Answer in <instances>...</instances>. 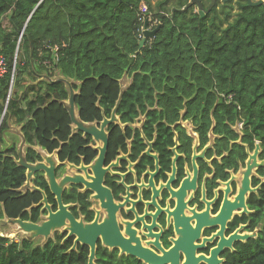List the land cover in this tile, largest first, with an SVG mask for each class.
Segmentation results:
<instances>
[{
	"label": "trees",
	"instance_id": "trees-1",
	"mask_svg": "<svg viewBox=\"0 0 264 264\" xmlns=\"http://www.w3.org/2000/svg\"><path fill=\"white\" fill-rule=\"evenodd\" d=\"M190 1L0 0V54L6 60L0 76L1 223L43 220V194L25 189L27 170L18 163V147L6 141L12 122L20 126L30 163L42 160L35 146L57 151L61 162L74 164L91 163L99 153L92 136L73 131L65 80L72 83L84 122L111 117L120 101V122L108 127V163L129 153L142 175L148 167L155 168L154 158L144 153L146 140L152 141L160 162L158 180L166 181L178 140L182 156L177 169L182 178L186 163L191 166L194 144L183 121L193 123L199 151L212 140L210 133L215 135L206 151L208 159L216 156L212 167L198 159L200 183L207 173L213 174L206 180L208 194L218 180L230 178V170L245 166L247 148L253 151L256 141L264 159V2L252 6L247 0L217 1L201 17L196 4L182 10ZM201 2L207 7L211 0ZM150 17L158 21L155 29L160 28L142 46L144 19ZM126 75L132 80L123 88ZM238 121L244 122L241 132L233 127ZM125 169L126 161L119 170ZM262 177L264 166L253 177V185L261 187L248 198L252 213L235 217L230 228L249 222L248 230L257 229V236L224 252L222 264H264ZM32 182L45 191L56 210L57 200L44 173L36 172ZM106 185L120 186L112 175ZM81 189L72 184L62 197L73 204L77 218L90 222L95 215L92 192ZM66 236L59 230L40 244L37 239L0 235V264H88L90 248L78 244L72 249L74 237ZM95 264L146 263L99 243Z\"/></svg>",
	"mask_w": 264,
	"mask_h": 264
},
{
	"label": "water",
	"instance_id": "water-1",
	"mask_svg": "<svg viewBox=\"0 0 264 264\" xmlns=\"http://www.w3.org/2000/svg\"><path fill=\"white\" fill-rule=\"evenodd\" d=\"M216 1L225 3L229 0H211L208 8H204L200 0H191L182 10H186L194 3L200 8L201 17L209 12ZM249 5L256 6L264 0H247ZM149 19L145 21V37L141 39V45L146 42V38L153 37L159 30H148ZM65 80L64 78H61ZM70 87V97L68 110L73 122L74 131H82L85 135L101 143L97 148L99 153L96 159L87 165L82 162L80 165L68 164L63 166L66 172L61 179L58 177L57 169L61 167L54 159L53 155H44V161L29 163L19 151L18 163L27 169V186H30L32 176L38 171H44L48 179L51 192L55 195L58 207L53 209L44 191L33 186V189L42 192L44 206L42 211H48L46 219L41 222L23 220L21 218L8 219L11 224H17L24 232L29 233L28 238L33 240L37 237H44L46 240L57 230L64 228L67 231V238L74 237L75 248L79 243L90 248L88 264H95L98 244L108 248H118L121 254L138 258L146 264H221L223 251L229 247L234 249V242L247 241L255 237L257 233H242L240 230L246 225H241L234 233L226 235L228 223L235 215V211L240 213H250L248 208V196L256 191L260 186L253 187L254 170L264 166V159L260 160L261 145L256 143L253 152L247 148L248 159L242 171L241 186L238 188L235 197L232 199V182L236 180L235 171H231V177L226 181H218L225 188H218L214 191V199L207 197L206 179L200 183V168L197 160L206 157V151L212 147L207 145L202 152H198V144L194 145L192 156V169H186L182 178L178 175L177 161L180 154L177 147L173 148L174 157L172 171L168 179L158 180L160 174V162L157 153L153 152V143L147 141V155L155 159V169L147 168L143 178L139 179L137 174L133 183L127 182V176L134 173V163L129 161L127 154H122L115 161L107 163V152L110 143V135L107 130L112 123L120 120L117 115V106L113 109L111 117L104 116L101 122L88 123L79 118L76 112L75 90L70 81L65 80ZM121 161H127L126 172L113 170L120 167ZM239 173V172H238ZM112 176L121 177L116 181L119 189H113L106 185V178ZM146 177L148 178L146 181ZM140 180V181H139ZM70 184L82 185L83 190L92 192L91 199L96 202L95 217L93 221L85 222L83 218H77L72 212V204H66L63 193ZM199 190H201L202 201L206 204L204 210L199 211L196 207H190V203ZM143 191L149 193V198L144 197ZM138 197V198H137ZM220 200L219 211L213 215L212 203ZM1 204V203H0ZM171 204H174L172 207ZM186 209L192 212L188 217ZM102 213L105 214L102 217ZM195 221V225L192 224ZM218 227V231L211 237H203L204 229ZM173 232L177 237H172V245L164 247V236ZM147 237L145 245L142 238ZM218 238L209 254L198 252L205 248L207 241H215ZM202 240L201 243L198 241ZM184 255V261L181 258Z\"/></svg>",
	"mask_w": 264,
	"mask_h": 264
},
{
	"label": "flooded vegetation",
	"instance_id": "flooded-vegetation-1",
	"mask_svg": "<svg viewBox=\"0 0 264 264\" xmlns=\"http://www.w3.org/2000/svg\"><path fill=\"white\" fill-rule=\"evenodd\" d=\"M211 3V2H210ZM205 8H208V6L207 7H205ZM198 9L200 10V8L198 7ZM189 133V132H188ZM189 135H190V133H189ZM213 142V141H212ZM172 151H173V149H172ZM177 151H178V148H177ZM193 151H194V144H193ZM245 165H246V163H245ZM243 166H241V168H242ZM240 168V169H241ZM239 169V170H240ZM259 169V168H258ZM257 169V170H258ZM239 170H235V174H236V180H234L233 182H232V192L230 193V196H231V198L233 199L234 197H235V195H236V192L238 191V188L241 186V179H237V172L239 171ZM212 176H213V174H211ZM257 175V174H256ZM255 176V175H254ZM209 178V175H208V177H207V179ZM211 178V177H210ZM148 179V178H147ZM206 179V180H207ZM203 180H204V178H203ZM264 180V178L262 177V181ZM203 182V181H202ZM201 182V183H202ZM258 186H260L261 187V184H258V185H256V186H254L253 185V187H257L258 188ZM259 187V188H260ZM206 188H207V186H206ZM218 188H225V185H218V186H216L213 190H212V193L211 194H208L209 193V191H208V189H207V197H208V199L209 200H213L214 199V196H215V194H214V191L216 190V189H218ZM258 188V189H259ZM258 189L256 190V191H253V192H251V194H253V193H255V192H258ZM199 191H200V193H199ZM197 193H199L200 195H198L197 193H195L196 194V197L190 202V203H188L189 204V206L190 207H196L199 211H202V210H204L205 209V207H206V204L202 201V192H201V190H199ZM148 194L149 193H147V191H143V194L142 195H144V197H146V198H148ZM250 194V195H251ZM249 195V196H250ZM249 196H248V198H249ZM138 198V197H137ZM220 200H214V203H212V207H213V215L215 216V214L219 211V208H220ZM247 203H248V200H247ZM171 206L173 207L174 206V204H171ZM248 208H249V205H248ZM250 209V208H249ZM251 210V209H250ZM186 212V214L188 215V217L189 216H191L192 215V212L190 211V210H188V209H186L185 210ZM241 211V210H240ZM240 211H235V215H234V217L232 218V220L228 223V225H227V229H226V235L228 236L229 234H231V233H234L236 230H238L239 228H240V226L241 225H246V227H244V228H242L241 230H240V232H242V233H244V232H254V233H256L257 232V229L256 230H254V231H249L248 230V226H249V222H241V223H239L238 224V226H236L233 230H231L230 231V228H231V223L233 222V220L235 219V217H237V216H242V215H245V214H251L252 213V210H251V212L250 213H240ZM192 224L193 225H195V221L194 220H192ZM218 227H214V228H210V229H204L203 231H202V236L203 237H211V236H213L214 234H216V232L218 231ZM165 238H164V247H166V248H169L173 243H172V241L170 242L169 240L172 238V237H177L176 236V234L175 233H173V232H170V233H168L166 236H164ZM143 240V244L145 245V242L148 240L147 239V237L145 238H142ZM169 239V240H168ZM199 243H201L202 242V240H199L198 241ZM217 242H218V238H216L215 239V241H212V242H210V241H207L206 242V245H204L205 246V248H203V249H201V250H198V252L200 253V252H202V253H206V254H209L210 253V250H211V248L215 245V244H217ZM238 241H236V242H234V249H235V244L237 243ZM233 249V250H234ZM227 250H232V249H230L229 247H227L224 251H223V253H222V255H221V257L224 259L223 260V262L222 263H224L225 262V258L223 257V254H224V252H226ZM184 261V255L182 256V258H181V262H183ZM221 263V264H222ZM203 264H205V263H203Z\"/></svg>",
	"mask_w": 264,
	"mask_h": 264
},
{
	"label": "clouds",
	"instance_id": "clouds-1",
	"mask_svg": "<svg viewBox=\"0 0 264 264\" xmlns=\"http://www.w3.org/2000/svg\"><path fill=\"white\" fill-rule=\"evenodd\" d=\"M201 1V0H200ZM256 1V0H255ZM217 2V1H216ZM202 3V2H201ZM194 4H196V5H198L197 3H194ZM193 4V5H194ZM203 5V4H202ZM199 7V6H198ZM209 7V6H208ZM205 8V7H204ZM206 9V8H205ZM200 11V10H199ZM147 19H149V24H148V27H147V29L148 30H153V29H155V25L158 23V21L157 20H153L151 17L150 18H147ZM147 19H144V21H146ZM144 25H145V23H144ZM144 25H143V38L145 37V27H144ZM154 37V36H153ZM150 38H152V37H150ZM146 39H148V38H146ZM145 39V40H146ZM2 55V54H1ZM76 93V92H75ZM68 105H69V100H68ZM5 112H6V107H5ZM76 112L78 113V111H77V108H76ZM78 115H79V113H78ZM4 116V115H3ZM119 117V116H118ZM144 116H142V117H140L142 120L144 119L143 118ZM120 120V119H119ZM2 122V121H1ZM120 122V121H119ZM118 122V123H119ZM13 123V122H12ZM89 123V122H88ZM92 123H94V122H92ZM138 123H141V122H138ZM13 124H15V123H13ZM183 125L187 128V130H188V132L190 133V135L194 138V145H196V144H198V147H199V145H200V142H198L199 141V135H198V133L195 131V129H194V125H193V123L192 122H190V121H183ZM236 125V124H235ZM234 125V126H235ZM16 126H18L17 124H16ZM139 126H141V125H139ZM233 126V127H234ZM20 127V126H19ZM109 127V126H108ZM107 130H108V128H107ZM73 131H74V129H73ZM20 132H21V130H20ZM75 132V131H74ZM8 133V135L9 134H11V131L8 129L7 130V132H6V134ZM5 134V135H6ZM21 136H22V138H23V143L21 144V146H20V148H19V150H18V161H19V159H20V157H19V151L20 150H22V154H23V156L25 157L26 156V149H25V151H23V146H24V144L26 145V147L28 146L27 145V143L25 142V140H24V137H23V134H22V132H21V134H20ZM7 139V138H6ZM95 141V140H94ZM213 140H211L207 145H209V144H212V146H213V142H212ZM147 142V141H146ZM152 142V141H151ZM95 147L97 148L99 145H101V143L99 144L98 142H96L95 141ZM97 143H98V145H97ZM153 143V142H152ZM176 143H177V145L179 144L178 143V140H176ZM256 143H259V141H256ZM17 144V143H16ZM260 144V143H259ZM148 145V144H147ZM177 145L175 146V147H177ZM206 145V146H207ZM205 146V147H206ZM40 147V146H39ZM149 147V146H148ZM148 147H147V149H148ZM175 147H173V148H175ZM204 147V148H205ZM41 148V147H40ZM203 148V149H204ZM35 149H37L36 148V146H35ZM43 149V148H42ZM98 149V148H97ZM146 149V150H147ZM203 149L202 150H198V152H202L203 151ZM38 150V149H37ZM43 150H45V149H43ZM145 150V151H146ZM39 151V150H38ZM46 151V150H45ZM99 151V150H98ZM145 151H144V153H145ZM153 151H154V148H153ZM40 152V151H39ZM48 152V151H47ZM178 152V151H177ZM252 152V151H251ZM122 153H124V152H122ZM122 153H120L118 156H120V155H122ZM155 153V152H154ZM179 153V152H178ZM56 154H58V152L57 151H54V152H52V153H44V154H42L41 153V156H42V160H40V161H37V162H34V163H38V162H42V161H44V159H43V156L44 155H49V156H51V155H53V159H54V157H55V155ZM125 154H127L128 155V157L130 158V156H129V153H125ZM180 154V156H182V154L181 153H179ZM117 156V157H118ZM192 156H193V154H192ZM116 157V158H117ZM174 157V156H173ZM59 158V157H58ZM259 158H260V155H259ZM25 159H26V157H25ZM96 159V158H95ZM248 159V158H247ZM60 160V159H59ZM116 159H114L113 161H115ZM155 160V159H154ZM205 160H206V157H205ZM260 160H263V159H260ZM56 161V160H55ZM57 162V161H56ZM93 162V161H92ZM91 162V163H92ZM112 162V161H111ZM110 162V163H111ZM123 162L124 161H121L120 162V167H118V168H114L113 170H115V171H120V172H126L127 171V167H128V164L126 165V169H125V171H122V170H119L121 167H122V165H123ZM133 163H134V161H132ZM197 162H198V160H197ZM30 163V162H29ZM58 164H61L62 166L61 167H58L59 168V170L57 169V171H59L58 172V177H59V179H61V177L66 173L64 170H63V166H68V164H72V163H70V162H68V161H65V162H61V161H59V162H57ZM82 163V162H81ZM80 163V164H81ZM85 163V162H84ZM91 163H85V164H87V165H90ZM108 163V162H107ZM126 163H128L127 161H126ZM137 163V162H136ZM74 164V163H73ZM80 164H76V165H80ZM109 164V163H108ZM135 164V163H134ZM246 166V165H245ZM136 167V166H135ZM178 167V166H177ZM191 167H192V160H191ZM188 168V169H192V168ZM244 167V166H243ZM118 169V170H117ZM151 169V168H150ZM155 169V168H154ZM154 169H151V170H154ZM185 170L187 169L186 168V166H185V168H184ZM27 170V169H26ZM233 170V169H232ZM232 170H230V177H231V171ZM146 171V170H145ZM145 171L143 172V174L145 173ZM235 171V170H234ZM40 172H43L44 173V171H40ZM171 173V172H170ZM169 173V174H170ZM136 174H137V176H138V178L139 179H141V178H143V174L142 175H139L138 174V172H137V170H136V172L134 173V174H130V175H134V177L136 176ZM169 174H168V177H169ZM44 175H45V173H44ZM109 175H111V174H109ZM130 175H128L127 176V182L128 183H133L134 182V178H133V182H131L130 180H129V176ZM34 176H35V174H34ZM34 176H32V179L34 178ZM46 177V176H45ZM254 177V176H253ZM115 178H116V181H120V179H121V177H116L115 176ZM120 178V179H119ZM32 179L30 180V186L28 187L27 186V180H26V182H25V185H24V187H25V189H31L32 191L33 190H35V189H33V186H35L34 185V183L32 182ZM46 179H47V177H46ZM47 181H48V179H47ZM140 181V180H139ZM146 181H147V177H146ZM218 181H224V180H218ZM106 183V182H105ZM72 184H70V185H68L67 186V188L66 189H68L70 186H71ZM218 185H220L219 183H218ZM81 187H82V191H84L83 189V186L82 185H80ZM35 187H37V186H35ZM38 188V187H37ZM40 189V188H39ZM65 189V190H66ZM41 190V189H40ZM45 192V191H44ZM65 192V191H64ZM64 194V193H63ZM47 195V194H46ZM44 197V196H43ZM48 198V197H47ZM56 198V197H55ZM149 198V197H148ZM43 200V199H42ZM92 200V199H91ZM49 201V200H48ZM93 201V200H92ZM50 203V202H49ZM40 204H41V206H42V208H43V206H44V203H42V201L40 202ZM68 204H72V203H68ZM95 204H96V202H95ZM1 205V204H0ZM52 205V204H51ZM97 207H98V205H96ZM53 207V206H52ZM57 207H58V204H57ZM72 207H73V204H72ZM71 207V208H72ZM54 209V208H53ZM91 209H92V207H91ZM43 212V211H42ZM46 212V213H45ZM47 214H48V211H44L43 212V220L44 219H46V216H47ZM94 214H96L95 213V211H94ZM105 214H103L102 213V217L104 216ZM94 217H95V215H94ZM80 218H83L84 219V217H80ZM43 220H41V221H43ZM85 220V219H84ZM40 221V222H41ZM93 221V220H92ZM5 222H7L8 223V219H5ZM58 231V230H57ZM56 232V231H55ZM55 232L53 233V236H54V234H55ZM61 232V231H60ZM63 232H67V231H63ZM245 233H254V232H245ZM257 233V232H256ZM3 236H5V235H3ZM29 236V235H28ZM28 236H26V237H28ZM52 235L49 237V238H51V237H53ZM257 236V235H256ZM255 236V237H256ZM67 237V236H66ZM66 237H65V239H66ZM68 239V238H67ZM74 240H75V238H74ZM80 244V243H79ZM77 247V246H76ZM75 247V248H76ZM106 247V246H105ZM72 249H73V247H72ZM110 249H113V248H110ZM118 249V248H117ZM119 250V249H118ZM119 252H120V250H119ZM121 254V253H120Z\"/></svg>",
	"mask_w": 264,
	"mask_h": 264
},
{
	"label": "rangeland",
	"instance_id": "rangeland-1",
	"mask_svg": "<svg viewBox=\"0 0 264 264\" xmlns=\"http://www.w3.org/2000/svg\"><path fill=\"white\" fill-rule=\"evenodd\" d=\"M158 0H152V3L155 4L157 3ZM198 6V5H197ZM197 11H199L198 8H196ZM131 80H132V77L131 76H124L121 80V84L122 86L124 87H128L131 83ZM20 90V93L23 92L22 88L20 87L19 88ZM136 126H139L141 125V123H136L135 124ZM19 126H16V124H11L10 125V128L9 130L11 131V134L8 135V133L5 135V137L7 138L6 141L7 142H16V146L18 147V150L21 146V144L23 143V138L22 136L20 135V130H18ZM211 134V137H212V140L213 138L215 137V135L212 134V132L210 133ZM100 144V143H99ZM98 145V143H97ZM26 149V145L24 144L23 146V151H25ZM253 152V151H252ZM245 167H242L238 172H237V179H242V171H244ZM257 174V169L254 170V175ZM61 232L65 231L64 228H61L59 229ZM58 230V231H59ZM0 235H5L7 237H10L12 239H15V240H20L22 237H26L29 235V233L27 232H24L20 229V227L17 225V224H11V223H7V222H2L1 223V220H0ZM53 236V234H52ZM37 239V242L40 243V244H44L47 240L44 238V237H37L35 238ZM33 239V240H35ZM49 239V238H48Z\"/></svg>",
	"mask_w": 264,
	"mask_h": 264
},
{
	"label": "crops",
	"instance_id": "crops-1",
	"mask_svg": "<svg viewBox=\"0 0 264 264\" xmlns=\"http://www.w3.org/2000/svg\"><path fill=\"white\" fill-rule=\"evenodd\" d=\"M123 88H126L125 86L123 87ZM18 130H20V127L18 128ZM20 134H21V132H20ZM36 148L40 151V153H42V154H44V153H48L47 151H45V150H43L42 148H40L39 146H36ZM154 152V151H153ZM156 153V152H155ZM122 154H125V153H122ZM216 156H214V157H212L211 159H208L207 157H206V161L209 163V165L212 167V160H213V158H215ZM218 159H220L219 157H218ZM54 160H56L57 162H59L60 160H59V158H58V154H56L55 155V157H54ZM129 161L130 162H132V160H131V158H129ZM129 163V162H128ZM128 163H126V165L128 164ZM135 163V162H134ZM135 166H136V163L134 164V166H133V170L136 172V170H135ZM186 168L188 169V168H190L191 166L189 165V164H187L186 163ZM149 168V167H148ZM118 170V169H117ZM134 172V173H135ZM134 173H131V174H134ZM206 175H209V178L210 177H212V175L211 174H206ZM131 176V178H132V181L131 182H133V178H134V175H130ZM120 179V178H119ZM121 180V179H120ZM67 188V187H66ZM93 202V205H92V210L94 211V209L97 207L96 206V204H95V201H92Z\"/></svg>",
	"mask_w": 264,
	"mask_h": 264
},
{
	"label": "built area",
	"instance_id": "built-area-1",
	"mask_svg": "<svg viewBox=\"0 0 264 264\" xmlns=\"http://www.w3.org/2000/svg\"><path fill=\"white\" fill-rule=\"evenodd\" d=\"M5 69H6V60H5L4 56H2L0 54V76L4 73ZM227 99H228V101H231L232 100V95H230L229 98H227ZM243 127H244V122L243 121H238L236 123V125L234 126V128L237 131H239V132L242 131Z\"/></svg>",
	"mask_w": 264,
	"mask_h": 264
}]
</instances>
